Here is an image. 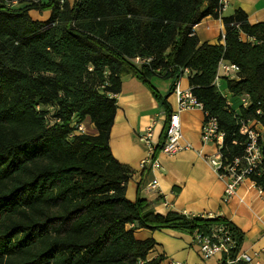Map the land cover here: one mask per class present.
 <instances>
[{"label": "trees", "instance_id": "16d2710c", "mask_svg": "<svg viewBox=\"0 0 264 264\" xmlns=\"http://www.w3.org/2000/svg\"><path fill=\"white\" fill-rule=\"evenodd\" d=\"M31 10L49 16L35 19ZM221 11V0H0V264H159L162 256L148 258L155 239L139 238V229L193 235L220 223L236 255L242 233L228 219L162 215L145 199L129 200L133 169L110 147L124 75L147 83L170 115L151 78H171L173 91L188 70L194 95L225 132L224 155L243 154L240 118L264 125V22ZM207 15L221 17L223 42L195 34ZM222 58L240 71L218 85ZM251 178L264 191V159Z\"/></svg>", "mask_w": 264, "mask_h": 264}, {"label": "crops", "instance_id": "0c3cea01", "mask_svg": "<svg viewBox=\"0 0 264 264\" xmlns=\"http://www.w3.org/2000/svg\"><path fill=\"white\" fill-rule=\"evenodd\" d=\"M222 16L243 10L250 23L264 22V0H222ZM225 31L221 17L207 15L194 26L200 42H223ZM242 38L249 36L242 33ZM188 70L179 79L182 88L189 87ZM121 90L116 94L117 110L110 133V147L113 155L133 169L127 182L126 197L136 201L138 197L152 203L154 212L166 215L169 212L201 216H222L231 221L242 233L241 251L252 255L253 260L245 264H264V191L246 179L237 186L236 192L227 198L224 195L226 182L218 176L209 157L217 145L201 139L205 112L193 108L180 112L183 131L182 142L187 146L174 153L160 151V167L145 168L142 160L148 156V148L140 135L148 127L153 128L155 143L165 139L169 115L162 107L152 88L135 75L122 77ZM222 80H220V83ZM156 93L164 97L171 108L177 107L175 91L171 90L172 79L163 75L151 78ZM227 96L228 92L224 91ZM84 123L92 133L94 126ZM156 178L158 188L147 189V183ZM139 238L153 237L155 246L148 258L162 256L159 264L182 261L186 264H223L225 255L215 254L204 260L189 232L176 228L150 230L139 229Z\"/></svg>", "mask_w": 264, "mask_h": 264}, {"label": "built area", "instance_id": "2783aa9c", "mask_svg": "<svg viewBox=\"0 0 264 264\" xmlns=\"http://www.w3.org/2000/svg\"><path fill=\"white\" fill-rule=\"evenodd\" d=\"M221 3L223 8L224 2L222 0ZM249 39L251 38L249 37ZM148 60L139 57L135 58L136 63H142ZM239 71L240 66L237 63L222 58L218 63L215 81L219 85L222 76L238 78ZM174 91L177 98V107L169 115V123L166 127L164 141L161 143L154 142L152 126H148L140 135L141 140L148 148V156L142 160V166L145 168H158L161 165L158 157L160 151L174 153L186 147L187 145L182 142L183 131L180 122V112L193 108H201L205 112L201 139L205 143L212 142L217 145V150L209 157V161L218 176L226 182L225 197L227 198L234 194L237 186L246 179L255 184L251 176L260 169L264 159V125L259 117L240 118L239 132L246 136L245 150L241 155L228 158L223 152L225 132L219 127L218 119L204 109V104L194 95L190 86L182 88L179 81H177ZM240 99L244 107H248L251 104L248 94L242 95ZM227 102L231 105L230 99ZM256 112L257 115L261 114L260 109ZM79 129H83V126L80 125ZM157 146L160 147L158 153L155 152ZM158 185V180L153 178L147 183V189L154 191L158 188ZM192 237L198 245L199 253L204 260H209L217 253H222L227 256L225 258L227 264H236L239 261L250 263L253 260L251 254L240 249L234 257L230 256L231 250L236 246V241L233 238L230 227L224 223L215 224L211 227L209 233L196 230ZM171 264L186 263L176 260Z\"/></svg>", "mask_w": 264, "mask_h": 264}, {"label": "rangeland", "instance_id": "374dc122", "mask_svg": "<svg viewBox=\"0 0 264 264\" xmlns=\"http://www.w3.org/2000/svg\"><path fill=\"white\" fill-rule=\"evenodd\" d=\"M30 14L35 19L44 20L49 16V11H47V10H44V11L31 10ZM87 123L89 126H93V124H91L89 121H87ZM94 129L96 130L95 127H94ZM87 131H90V130L87 128Z\"/></svg>", "mask_w": 264, "mask_h": 264}]
</instances>
